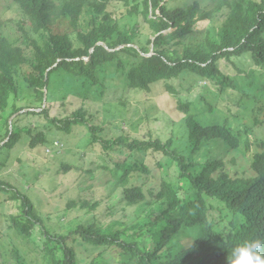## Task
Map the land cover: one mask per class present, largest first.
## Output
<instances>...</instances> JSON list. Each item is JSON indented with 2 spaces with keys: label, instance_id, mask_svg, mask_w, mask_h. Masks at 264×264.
<instances>
[{
  "label": "trees",
  "instance_id": "obj_1",
  "mask_svg": "<svg viewBox=\"0 0 264 264\" xmlns=\"http://www.w3.org/2000/svg\"><path fill=\"white\" fill-rule=\"evenodd\" d=\"M161 1L62 0L56 4L55 0H13L24 16V24L29 25V32L23 25L20 29L28 47L34 51L31 71L25 81L36 102L42 104L45 96L47 98L45 108L38 106L41 111H28L23 115L50 119V103L68 98L63 93L83 101L103 100L108 98L110 78L123 76L127 90L138 97L164 85L167 92L179 98L187 123L184 129L188 130V141L184 144L179 145L173 139L164 144L161 139L109 137L105 128L92 124V118L87 119L85 108L76 111L71 119H52V126L64 136L76 126L86 128L89 139L85 146L103 157L102 167L111 175L107 187L113 198L112 208L125 204L128 207L150 205L151 209L144 226L132 227V234L117 220L101 226L95 219L79 225L73 232L76 237H65L45 231L27 195L14 188L11 199L19 202L21 212L10 217V228L32 239L43 250L48 264H80L75 244L68 242L72 238L73 242L82 243L77 237L101 250L85 264H110L105 256L108 249H116L115 260L123 264H228V253L236 244L264 239V137L255 133V127L264 129V0H213L211 11L202 8L197 0L175 10H168ZM111 2L123 4L127 15H143L156 33L155 39L148 41L154 48L152 54L149 46L139 49L129 46L134 38L119 32L118 22L108 11ZM224 8L227 17L215 29L216 14ZM59 18L68 22L76 34L75 42L69 32L55 33L53 25ZM204 20L212 21L213 30L207 32L203 41L190 46L189 38H194V42L201 33L195 25ZM30 32L40 40L33 39ZM245 58L259 69L260 76L251 70L242 77L244 85L241 86L240 79L231 78L220 69V61L236 65ZM25 64H29V60L24 50L13 45L0 28V109L3 112L9 106L10 96L19 94L17 69ZM238 74H244L241 68ZM184 76L209 82L221 97L229 95L230 91H243L254 104H259L256 110L259 113L253 116V127L241 130L242 125L233 127L228 119L209 124L205 111L197 116L191 114L193 96L180 97L181 91L173 85ZM55 92L60 94L56 96ZM202 101L209 108L207 111L216 112L206 99ZM28 108L29 105L25 108L15 105L12 115ZM12 126L9 130L8 118L5 136L8 141L3 147L8 150L20 139V129L15 122ZM28 130L32 149L48 143L44 133L32 134L31 129ZM155 131L160 134V128ZM221 146L225 151L213 157ZM151 151L163 154L158 166L168 173L173 170L175 179L163 181L156 189L147 188L146 192L144 187L132 184L131 178L140 171L149 174L150 169L144 162L132 161L128 153L131 157L133 153L150 154ZM203 151L209 154L207 160L195 162L194 157ZM230 152L243 156L247 165H239L236 159L227 163L223 156ZM114 155L128 156L120 162L114 161L117 159ZM69 169L64 170L69 172ZM70 206L74 208L78 204ZM99 206V202H95L90 210ZM139 229L140 238L135 237ZM149 236L153 249L142 245ZM14 255L15 263L26 264L19 250Z\"/></svg>",
  "mask_w": 264,
  "mask_h": 264
},
{
  "label": "rangeland",
  "instance_id": "obj_2",
  "mask_svg": "<svg viewBox=\"0 0 264 264\" xmlns=\"http://www.w3.org/2000/svg\"><path fill=\"white\" fill-rule=\"evenodd\" d=\"M61 1L55 0L56 4H60ZM194 1L196 0H162L161 2L167 6L168 10H175L190 6ZM197 1L207 11L214 8L213 0ZM245 1L250 2V0ZM226 10L224 8L216 14L215 29L218 28V23L226 19ZM108 11L118 22L119 32L132 35L134 38L129 46L137 49L149 46L151 54L154 52L153 45H149L148 41L154 40L156 33L144 21L143 15H127L126 7L118 2H111L108 5ZM153 15L151 12L150 18L154 17ZM24 23H26L24 16L13 0H0L1 31L13 45L24 50L29 60V64L22 65L17 69L18 96L14 94L10 96L6 112L0 109V264H17L14 261L16 250L24 255L26 264H48L47 258L45 259L42 253L43 250L32 239L18 235L16 230L10 228L12 224L10 217L18 216L21 212L19 202L11 199L15 189L27 195L43 221L45 231L52 235L57 234L65 237H72L79 225L91 223L95 219L100 221L101 226H106L108 222L117 220L120 225L126 226L125 231L132 234V227L144 226L146 215L151 209L150 205L128 207L125 204H119L112 208L113 198L109 193V187H107L111 175L102 167L105 162L103 157L98 156L89 146H85L89 139L88 131L86 128L76 126L72 128L70 134L64 136L51 124V120L55 117L71 119L76 111L85 108L88 113L87 119L92 118V124L105 128V134L108 133L109 137L129 136L131 139L139 140L161 139L164 144L173 139L179 145L188 141V130L184 129L187 123L180 109L179 98L167 92L164 85H158L151 93L138 97L132 94V91L127 90L123 76L110 78L108 98L103 100L83 101L72 94L63 93V95H68V98L57 103H50L52 108L50 119L47 120L43 116L23 115L28 111L40 110L38 108L40 105H43V108L47 106L45 98L42 104L34 100V93L25 81L31 71L30 62L34 58V51L28 47V43L24 39V32L20 29L23 25L28 32L30 31L29 25L26 26ZM53 26L55 33L69 32L73 35V41H76V34L72 32L68 22L63 18L57 19ZM195 29L201 33L194 42V38H189L190 46L203 41L207 32L213 30V23L211 20L199 21L195 25ZM30 36L40 40L32 32H30ZM240 68L244 73L242 75L238 74ZM220 69L231 78L240 79L238 83L241 86L244 85L242 77H246L251 70L256 71L255 74L260 76L259 69L253 67L249 58L243 59L236 65L221 60ZM114 71L115 68H112L111 72ZM173 85L181 91L180 97L191 98L193 96L195 102L189 108L190 113L197 116L205 111L204 115L207 118L205 120L209 124L223 123L228 119L233 127L242 125L241 130L250 129L253 127L254 113H259L256 112L259 104H254L253 100L245 96L243 91H230L229 95L221 97L209 82L192 76H184L179 81L173 82ZM55 94L58 96L60 93L55 92ZM203 99L211 103L216 112L207 111L209 108L203 105ZM15 105L16 108H25L27 105L30 108L12 115ZM8 118L9 130H12L14 122L20 129V139L11 150L3 148L8 141V137L5 139ZM164 124L167 125V128H164ZM29 128L32 134L44 133L48 143L37 149H32ZM156 128H160V134L156 133ZM255 133L256 136L264 137V129L255 127ZM225 149L224 146H221L213 153V157L216 158ZM126 150L128 152V149ZM128 154L132 161L144 162L150 169L149 174L145 173L146 171H140V173H134V177L131 178L132 184L144 187L146 192L149 190L147 188L156 189L163 181L175 179L173 170L168 173L166 169L158 166V163L164 158L161 152L133 153L131 157L130 153ZM208 155L206 151H203L194 157V161L204 162ZM127 156L114 155L113 157L117 158L114 161L122 162L127 159ZM223 158L227 163L236 159L235 161L239 165H247L243 156L235 152L224 153ZM66 167L70 168L69 172L64 170ZM89 171L91 172L89 173ZM95 202H99L100 206L96 210H90V205ZM73 203L78 206L73 208L70 206ZM141 233L142 231L139 229L135 237L140 238ZM77 238L82 243L73 242L72 238L68 242L75 244L73 247L76 248V259H79L80 264L88 263L101 250L94 249L83 242L80 237ZM142 245H149L150 249L154 247L150 236L145 238ZM117 254L116 249L106 251L105 256L111 261L110 264L121 263L115 260Z\"/></svg>",
  "mask_w": 264,
  "mask_h": 264
},
{
  "label": "clouds",
  "instance_id": "obj_3",
  "mask_svg": "<svg viewBox=\"0 0 264 264\" xmlns=\"http://www.w3.org/2000/svg\"><path fill=\"white\" fill-rule=\"evenodd\" d=\"M228 264H264V239L244 240L228 253Z\"/></svg>",
  "mask_w": 264,
  "mask_h": 264
},
{
  "label": "water",
  "instance_id": "obj_4",
  "mask_svg": "<svg viewBox=\"0 0 264 264\" xmlns=\"http://www.w3.org/2000/svg\"><path fill=\"white\" fill-rule=\"evenodd\" d=\"M45 99H47L46 96H45Z\"/></svg>",
  "mask_w": 264,
  "mask_h": 264
}]
</instances>
